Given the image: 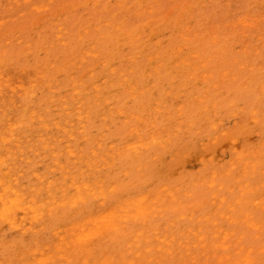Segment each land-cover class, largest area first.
<instances>
[{"label":"rangeland","instance_id":"1","mask_svg":"<svg viewBox=\"0 0 264 264\" xmlns=\"http://www.w3.org/2000/svg\"><path fill=\"white\" fill-rule=\"evenodd\" d=\"M35 5L40 7L36 9ZM4 19L8 21L0 27V50L4 42H9L6 57L14 72L25 69L34 72L42 66L49 68L46 64L50 61L61 65L49 70L46 79L32 74L28 82L30 94L22 96V102L17 99L23 106L25 101L32 102L31 105H36L44 118L31 126L18 128L17 138L23 142L21 144L26 145V136L31 143L36 142L41 133L50 141L58 140L48 148H42L41 144L37 150L34 145L25 146L24 155L17 157L13 169L8 172L9 175L14 173L7 179L17 176L18 189L45 187L54 181L56 188L51 190L55 192L57 201L75 194L74 186L69 184L70 178L77 179L76 184H94L97 181L105 186L103 194L92 196L84 193V201L67 200L41 215L38 221H22L24 228L31 229L25 233L11 231L0 223V243L6 245L4 257L16 256L22 248L30 245L32 239L52 247L57 242L54 232L68 228L73 221L104 214L118 204L137 201L143 196H146L144 203H151L157 192L163 199L158 201L160 205L152 209L154 211L148 213L144 223L132 217L124 218L119 221L120 234L100 233L87 242L92 251L86 258L89 264L103 256L116 257L117 247L132 252L128 257L133 256L136 264H142L143 256L135 255L141 253L144 239L129 244L132 232L136 230L142 229L153 235L150 243L154 245L155 231L161 237L176 236L186 241L193 239L184 234L188 228L203 226L204 233L208 235L213 221H204L206 217L215 216L221 227H232L225 218L215 215L218 204L213 195L219 193L218 198L223 197L233 203L240 194V188L246 184L252 192L243 197L244 204L234 203L237 210L232 214L238 215L243 207L244 211L251 213L252 220L264 224V0H33L24 7L13 6L10 0H0V20ZM245 20L255 25L243 24ZM59 22L67 32L62 38L57 35ZM107 23L110 24L102 30L107 37L101 42L94 28ZM187 28L191 31L190 41L179 39L177 35ZM87 30L92 32L84 34ZM128 32L135 41L128 42L131 38ZM21 40L23 42L19 43ZM24 42L33 45L25 49ZM94 44L102 45L96 57L87 58L82 64H70L83 49ZM255 48L260 52L258 56L254 54ZM192 56L190 62L193 65L187 66L183 59ZM200 56L207 63L196 70ZM234 61L235 64L226 67L227 63ZM123 69L132 72L126 75L127 81L121 82L118 70ZM226 70L229 78L222 81L221 73ZM208 73H213V78L202 79V75ZM46 80L61 84L55 88L56 93L45 88ZM130 85L135 87V92H131ZM76 91L80 93L75 94ZM65 95L68 96L66 109L51 99ZM78 97H83L87 107L94 110L85 136L76 128L74 110ZM131 113L138 118L127 121ZM6 114H10L8 118L18 117V110L11 102L7 104ZM56 123L74 131L73 138H69ZM151 134L159 135L160 139L157 137V142L148 143L146 149H127L131 145H140L138 136L148 141ZM68 144L74 150L70 157L66 152ZM12 145V142L1 145L0 156H6V149ZM116 149L124 150V153L119 156ZM37 151L39 154L36 155ZM242 151L256 152L258 163L255 172L243 178L241 168L236 167L226 175L229 165L235 162V152ZM93 152L101 155L94 157ZM83 158L87 159V164ZM91 160H97V163L89 167ZM58 163L65 168L67 166V170L57 171ZM213 171L217 175L216 181L224 185L221 190L208 188L207 182ZM37 173L44 178V183L36 180L34 174ZM48 173L52 175L46 176ZM64 175L69 178L63 180ZM99 177L101 180H96ZM27 182L33 183L28 186ZM59 183H66L65 187L69 189L63 197L59 194L58 188L62 186H58ZM44 187L43 192L37 195L39 201L48 199ZM164 187L171 190L173 198L180 200L178 204H169L172 195L169 197ZM23 216L19 212L16 217L20 221ZM35 222L37 226L33 224ZM236 227L240 229L239 225ZM242 230L247 238L252 235L250 229ZM254 243L258 245L262 241ZM193 252L200 258V249ZM78 259L76 264H83V258L79 256ZM257 259L264 260V254H257ZM163 262L187 264L176 255L164 258ZM48 264L69 263L53 259Z\"/></svg>","mask_w":264,"mask_h":264},{"label":"bare ground","instance_id":"2","mask_svg":"<svg viewBox=\"0 0 264 264\" xmlns=\"http://www.w3.org/2000/svg\"><path fill=\"white\" fill-rule=\"evenodd\" d=\"M32 1L33 0H10V4L13 6L20 5L21 7H24V5H28V4L32 3ZM150 6L153 7L154 5H150ZM39 7H40V5L34 6V8H36V9ZM114 12H116V11H114ZM206 18H208V17H206ZM7 21H8V19L0 20V27L3 26ZM119 21H121V19ZM242 23L249 25L251 27H253L255 25L254 22H248L247 20L243 21ZM109 24L110 23L98 24L94 28V30L97 31L98 38L101 42L102 41L104 42V39L107 37V35L102 33L103 27H106ZM201 26L202 25H200V27ZM57 28H58L57 29V35L59 36V38H62L67 33L66 28L64 26H62L60 24V22L57 23ZM116 28L119 29L120 26H117ZM91 32H92V30H87L84 32V34H88ZM190 33H191V31L187 28L184 33L180 32L177 35V37L179 39L184 38V39H188L190 41V39H189ZM117 34H116V36H117ZM128 34H130V33L128 32ZM202 35H203V33H202ZM202 35H200V37ZM130 36H131V38L128 40V42L135 41V38L132 37L131 34H130ZM117 38H119V37H116L115 39H117ZM145 39H147V38H145ZM141 41H143V40H141ZM22 42H23V40H21L19 43H22ZM137 42H140V41H137ZM137 42L135 44H137ZM193 43H190V44H193ZM32 45H33L32 43L24 42L25 49L31 48ZM187 46H189V45H187ZM8 47H9V42H6V43L4 42V45L0 50V98H1L0 102L2 103L1 104L2 105L1 115H0L1 116V120H0V147L2 149L3 146H1V145L9 144L11 142L13 143V145H12L13 147L6 149V152H7L6 156H0V223L5 224L8 227V229H10L11 231L17 230V231H24V233H25L27 230H31V229H30V227L24 228V226H22V224L24 222H22V221H25L26 219H28L31 222L38 221V219L41 215H43L47 212H51L55 205L60 204V203L62 204L67 200L84 201L85 200L84 193L92 195V196L96 195V193L103 194L105 192V186L103 185L102 182H97V181L96 182L94 181L95 182L94 184H87V183L86 184H84V183L76 184L75 181H77V179L74 180L73 178H70L69 184L74 186V188L76 190L75 194L72 193L73 195L72 194L69 195L70 197L64 198L62 201H57L56 196H55V192H52V190H51L56 185V182H54V181L48 182V184H46L45 187L40 185L37 187H31L29 189H27L26 187H22L21 189H18L19 187L17 186L18 185L17 176H15L12 179H7V178H9L8 176H10L11 174L14 173V172L10 173V175H9L8 172H9V170L13 169L12 165L15 164V160L17 159V157L24 155L25 146L28 147V145H31V146L34 145L37 147L35 150H37L38 147L40 146V144L42 145L41 146L42 148H48L51 146V143L53 141L58 140L57 138H54L50 141V138L44 137V133H41L36 138L37 141L34 143H31L30 138H28L26 136V141H25L26 145H22L21 144L22 141L17 138L18 128H20L22 126L23 127L24 126L25 127L31 126L34 124L35 121H37V120L42 121L44 118L40 114L41 111L38 110L37 106L31 105V104H33L32 102H26L25 101V106H23L24 104L19 103L17 99H19L21 101L23 99L22 96H26V95L30 94V88L28 87V85H29L28 82H29V79L32 78V74H36L37 76L44 77L46 79V77L49 73L48 72L49 70L55 69V68H57V66H61L60 64H55L53 61H50L49 64H46L49 66V68H47L46 66H42L34 72L30 71L29 69L21 70L20 72H14L13 68L9 65L8 59L6 57V53L9 50ZM99 47H102V45L98 46V45L94 44L90 48L83 49L80 52L79 56L77 58L73 59L70 64L71 65L82 64L85 62V60L87 58L96 57L100 53ZM139 49H140V47H139ZM189 51H186V53ZM253 51H254V54L256 56H258L260 54V52L256 48L253 49ZM168 55H170V54H168ZM155 56L157 57V54ZM200 57L201 58H199L198 67L195 66L196 70H198V68L205 67L206 63H207V60H204L202 58V56H200ZM163 58L165 59V57H163ZM191 59H193V56L189 57V58H185L183 60H184V63H186L188 66V65H193L192 62H190ZM127 60H130V58H127ZM161 63H163V62H161ZM235 63H236V61L231 62V63H227L226 67L228 65L235 64ZM167 64H165V66ZM250 68H252L251 65H250ZM118 71H119L118 77L121 79V82L127 81L128 78L126 77V75L128 73L132 72L131 70H125V69L118 70ZM229 75L230 74H229L228 70L222 72L221 73V80L226 81L229 78ZM212 78H213V73H208V74L202 75V79H204V80H209ZM45 82H46L45 88L49 92L56 93L57 89H55V88L56 87L58 88L61 86V84L52 82V80H51V82H49L48 80H46ZM263 85L259 87L260 91H262ZM134 88L135 87L133 85H130V87H129V89L131 90L132 93L135 92ZM202 91H203V88H202ZM79 93H80L79 91L75 92V94H79ZM51 99L58 101L59 107H63L65 109L67 108L66 103L68 101V96H66V95L65 96H58V97L55 96L54 98L51 97ZM76 99H77V101H76L77 106H75V110H74V113H76V116H75L76 128H77V132L79 134H81L82 136H85V133H86L91 121H92V114H93L94 110L91 107L90 108L87 107V101L83 100V97H78ZM8 102H11L14 105V108H16L18 110V117H16V118H8L7 117L10 115V114L9 115L6 114V107H7ZM47 102H50V100L48 99ZM52 104H54V103H52ZM195 110H197V108ZM125 113H128V112L125 111ZM136 118H138V116L134 113H131L128 115L127 121H129L131 119H136ZM140 119H141V117H140ZM148 123H149V121H148ZM162 125H164V124H162ZM56 126L61 128L65 132V134H67V136L69 138H71V139L73 138L74 131L69 130L65 125H63L61 123H56ZM70 126H71V124H70ZM164 128H165V126H164ZM46 134H47V132H46ZM157 137H159L158 139H160L159 135L156 136V135L151 134L149 136L148 141H145L143 136H141V137L138 136V138H140V145H131L127 149L129 151H132V150L137 151L136 149H139V148L146 149L148 143L151 144L152 142L153 143L157 142ZM86 138H88V137H86ZM95 139H93V140H95ZM96 142H97V140H96ZM97 144L100 145L101 142L98 141ZM77 145H78V143H77ZM99 145H98V147H99ZM66 146H67V148H66L67 156H69V155L73 156L74 150L71 148V144H68ZM61 147H63V146H61ZM60 149H62V148H60ZM63 149H64V147H63ZM105 149L106 148H104V150ZM120 149H122V148H120ZM91 150H93V149H91ZM117 150L118 149H116L115 151H117ZM135 151H133V152H135ZM96 152H93V156L98 158V156H100L102 154V151H101L100 155H97ZM110 153H108L109 156H110ZM117 153L119 156H121L120 154H123L124 150L123 151L121 150V152L118 150ZM37 154H39L38 151H37L36 155ZM133 155L134 154L132 153V156ZM69 157H66V159ZM26 158H27V156H26ZM57 158H59V156ZM57 158H56V160H57ZM78 158H79V156H78ZM103 158H105V157H103ZM83 159H85V163L87 164V162H86L87 159L86 158H83ZM105 159H103V160L105 161ZM256 160H257V158H256V152L255 151H249V152H243L242 151L239 153L235 152V162L231 163V165H229V167L225 171V174L227 175L230 172H232V170L234 168L240 167L242 170V177L247 178V176L249 174H252L255 172V170L257 168V163H258ZM96 163H97V160H93V161L91 160L90 164H88V165L90 167V165L96 164ZM98 163L100 164L99 161H98ZM105 163H106V161H105ZM56 165H57V163H56ZM57 167L59 169H57ZM57 167H56L57 171L60 169L63 171L67 170L66 169L67 166L65 168V165L59 164V166H57ZM97 167H95V168H97ZM32 168H34V167H32ZM73 170H75V169H73ZM69 173H70V171H69ZM99 173H97V174H99ZM213 173L214 174L211 176L210 180L207 182L208 188H215L216 187V188H218V190L223 189L224 185L218 183L219 181L218 182L216 181L217 175L214 171H213ZM82 174L83 173L81 172V176H82ZM48 175H52V174L48 173L46 176H48ZM76 175H78V173ZM88 175L89 174L87 173V177H88ZM99 175H97V176H99ZM69 176H70V174H69ZM69 176L64 175L63 180L68 179ZM30 177H31V175H30ZM34 177L36 178V180L38 182H40V184L44 183V178L39 176L38 173L34 174ZM28 178H29V176H28ZM46 179H47V177H46ZM83 179H84V177H83ZM97 179L101 180L100 177L96 178V180ZM60 180H59V182H61ZM88 180L89 179H87V180L84 179V181H86V182ZM80 181H82V179ZM64 182H66V181H64ZM27 183H28L27 185L30 186L29 183H33V182H27ZM60 185H62V186L60 188H58L59 191L61 192L59 194H61L60 196H62V195L65 196L66 193H68V191H67L68 188L65 187L66 183H65V185L59 183L58 186H60ZM43 187L46 189V191L44 190V192H46V193L48 192V195L46 194L48 196V199L45 201H43V199H41V201H39V198H37V195L40 194V191L43 192ZM244 187L240 188V194H239V196H237V198L234 200L233 203L227 201L223 197L218 198L219 193H215L213 195V198L217 199V204H218L217 211L215 212V215L219 218H225L227 220V222L230 225H232V227H230V228L221 227L218 223V220H216L217 218L215 216H214V218L213 217H206L203 219L204 221H206V222H208L210 220L213 221V226L211 228L210 233H208V235H206L204 233V227L203 226H199L196 229L188 228L187 232L184 234L188 237L191 236L193 239L192 240H186V241H181L176 236L165 235V236L161 237V236L157 235V232L155 231L154 234L156 235V237H155V244L154 245H152V243H150L152 236H153L152 234H151L152 236H150L149 234H146L148 232H144V230H142V229L136 230L134 233L132 232L131 239H130L131 243H129V244H132V242L133 243H139L140 240L144 239L142 241V245H144V246L142 247L141 253L136 254L135 257L143 256L142 264H144V262H148V264H151L153 262H155L157 264H165L163 262L164 258L165 259H166V257L173 258L174 255L178 256L181 259V262H183V263L186 262L187 264H264V260L257 259V254H259V253L264 254V224H261L258 221L252 220L253 216L251 215V213L244 211L243 207L241 209H239L240 212L238 215L232 214V213H235V211L237 210L236 207L234 206V203H237L238 205L244 204L242 202L243 197H245L246 194H248V193L250 194L252 192V190L250 189V186L248 184H246ZM54 188H56V187H54ZM71 188H73V187H71ZM163 189L167 192L168 196L171 197V195H172L171 190L168 187H164ZM210 193H211V191H210ZM46 195H44V197ZM151 195H153V194H151ZM190 196H191V194H190ZM62 197H61V199H62ZM151 197H153V196H151ZM151 197L149 196L148 198H151ZM57 198H60V197L58 196ZM161 199H163V197L160 196L159 192H157L154 201L151 203H144L146 201V196H143L137 201L134 200V201L125 202V203L120 202L121 203L120 205L119 204L116 205L115 208H113L112 210H110L109 212H106L104 214H99L97 216L95 215L93 217L86 218L85 220H83V218H82L83 221H73L72 223H70L68 228L65 227L64 230H62V231L59 230V231L54 232V236L56 235L55 238H57V242L54 243L55 241L53 240L54 244H52V247L51 246H45L44 244H41L39 241H37L38 240L37 237H35L37 240L32 239L30 242V245L22 248V250H20V252L16 256L4 257L3 256V253L5 252L4 246H6V245L0 243V264H12V263L16 264L17 262H18V264H48L53 259L65 260L69 264H76V263H78L77 261L79 260L78 259L79 256H81L83 258V262H81V263L89 264L86 258H88V256L92 253V251H91L90 246L87 245L88 244L87 242L91 241L90 240L91 238L93 239L94 236H96L100 233H106V232H107V234H111V233L120 234L121 228L119 226L120 225L119 221L124 219V218H125V220H127L129 217H132L134 220H139L140 222L144 223L145 218L148 215V213H151L150 211L152 209H154L160 205V203H158V201ZM93 200H94V198H93ZM169 202H171L169 204H173V203L178 204L180 202V200L173 198V195H172V199H170ZM75 207H76V205H75ZM262 208L264 209V206ZM55 209H57V208H55ZM152 211H154V210H152ZM19 212H22L24 215L22 218H20V221L16 217L17 213H19ZM181 217H183V214ZM29 224H30V222L28 223V225ZM33 224L36 225V222ZM66 225H67V222H66ZM237 225H239L240 229H238L236 227ZM36 226H35V228H36ZM123 226H124V224H123ZM50 228L51 227H49V229ZM55 228H56V226H55ZM244 228L250 229L252 231V235H250V237L247 238L246 232L242 230ZM129 234H131V233H129ZM179 234H181V233H179ZM20 235H22V234H20ZM143 235H144V237H143ZM110 237H111V235H110ZM0 238H2V237H0ZM98 238H100V236ZM122 238H123V236H122ZM124 238H125V236H124ZM259 240L262 241V244L256 245L254 242L259 241ZM249 242H251V243H249ZM84 243H85V245H83ZM148 243H150L151 245L150 244L147 245ZM11 244H13V243H11ZM124 245H126V244H124ZM124 245H123V247H124ZM132 246L133 245H130L129 247H132ZM138 246H139V244H138ZM126 247H124V248H126ZM117 249L118 250H117L116 257H110L109 258V257H104V256L102 257L101 256L102 258L96 259V261L92 262V264H136L135 261L132 259L133 256L131 258L128 257V255H130L132 252H126V251H124L118 247H117ZM195 249L196 250L200 249L202 251L200 258H198V256L196 254H194L193 250H195ZM151 254L152 255L156 254V256L152 257ZM27 257H29V259H27ZM11 258H13L12 262L10 261Z\"/></svg>","mask_w":264,"mask_h":264}]
</instances>
